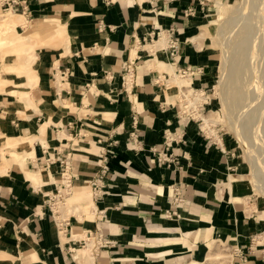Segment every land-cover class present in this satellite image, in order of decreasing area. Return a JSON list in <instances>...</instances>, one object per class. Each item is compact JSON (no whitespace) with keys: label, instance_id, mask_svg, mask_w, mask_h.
Instances as JSON below:
<instances>
[{"label":"crops","instance_id":"0c3cea01","mask_svg":"<svg viewBox=\"0 0 264 264\" xmlns=\"http://www.w3.org/2000/svg\"><path fill=\"white\" fill-rule=\"evenodd\" d=\"M25 5L26 17L0 16L11 18L8 44L17 56L0 76V264H205L226 258L213 250L222 242L234 250L231 264H264V244H254L260 203L234 152L225 137L208 139L183 108L184 89L210 86L205 32H194L205 7ZM163 31L167 43L155 48ZM18 75L26 88L6 89ZM166 152L175 162L159 160ZM65 170L79 185L72 211L94 218H57L52 203ZM94 182L100 196L91 205L84 187L93 191ZM84 241H92L93 257Z\"/></svg>","mask_w":264,"mask_h":264},{"label":"rangeland","instance_id":"374dc122","mask_svg":"<svg viewBox=\"0 0 264 264\" xmlns=\"http://www.w3.org/2000/svg\"><path fill=\"white\" fill-rule=\"evenodd\" d=\"M251 2L252 0H211L205 8L206 14L197 22L194 32L201 30L205 32V38L201 39L202 49L204 53L210 54L213 62L211 61L209 74L210 86L205 93L203 92L205 95L201 101L204 102L202 107L209 106L205 108V112L201 110L197 112L195 118L197 123L202 125L200 128L208 139L226 138L227 145L234 152L236 170L240 177L245 179L251 199L260 203L259 214L262 226L256 234L254 243L258 248L264 244V190H261L262 183L258 181V171H256L254 160L259 155L264 158V145L261 147V143L264 144V59L261 56L260 45L257 43L260 37L264 38V0H258L252 9ZM219 9L222 11L221 14L213 16ZM2 12L4 11L0 9L1 17L11 14ZM249 16L252 19V25L245 27L240 20L243 21ZM8 27L7 24L0 25V76L2 77L9 76L4 71L5 65L15 63L17 60L16 52H13V47L8 44ZM18 29L23 32V29L19 27ZM251 33L254 35L252 51L257 53L254 56L253 66L247 62L242 45L243 40ZM161 39L166 40V34L156 39L154 45H157ZM161 46L164 45L160 44L155 48ZM14 79L6 89L26 88V85L19 84L26 80L25 76L18 75ZM254 84H257V91L256 87L253 89ZM194 90L200 91L201 89L193 84L192 87L184 89V92L191 94ZM201 113L205 116L204 118L211 120V131L204 128L203 120L199 116ZM78 187L77 183L68 195L74 194ZM84 188L89 192L92 200L91 186L88 184ZM81 202L85 205L89 204V200ZM66 203L65 209L71 212L63 213V208H58L61 217L86 213L88 218H94V215L89 217L85 209L78 212L72 211L69 199ZM222 243L214 244L213 250L217 252L216 254H221L226 258L214 259L205 264L232 263L234 250L226 245L228 242ZM86 253L88 254L85 251Z\"/></svg>","mask_w":264,"mask_h":264},{"label":"bare ground","instance_id":"6f19581e","mask_svg":"<svg viewBox=\"0 0 264 264\" xmlns=\"http://www.w3.org/2000/svg\"><path fill=\"white\" fill-rule=\"evenodd\" d=\"M257 1L258 0H252V2H251V4H250V7H251V9L254 7V6H256V4H257ZM2 13H4V14H7V13H11L10 15H12L13 13H18V11H15V10H6V11H4V12H2ZM20 13V12H19ZM22 16H24V17H26L25 16V14L24 13H20ZM251 16V15H250ZM248 17V18H246L245 20H240L241 22H243L244 23V25H245V27H247V26H250V25H252V19H251V17ZM4 24H7L8 26H10L11 24H12V21H11V19H9V17L6 19H3V18H0V25H4ZM164 34H166V40L165 39H161L158 43H157V45H154V47L156 46H158V45H160V44H163V45H165L166 43H167V39H168V33L166 32V31H163L162 33H161V36H163ZM160 36V37H161ZM160 37H158V38H160ZM248 38H246L245 40H243V42H242V45H243V50H244V53H245V55H246V57H247V62L248 63H250L251 64V66H253V64H254V56L257 54V53H253V51H252V47H253V44H254V35H253V33H251L250 35H248L247 36ZM157 38V39H158ZM257 43H258V45H260V48H261V56H262V58L264 59V38H262V37H260L259 39H258V41H257ZM241 45V44H240ZM162 47V46H161ZM162 49V48H161ZM160 49V50H161ZM159 50V51H160ZM257 51H258V53L260 54V51H259V49H257ZM182 75H184V73L182 74ZM181 75V77H183ZM176 79H179V76L176 74ZM254 87H253V89H255V87L257 86V84L255 85H253ZM260 89V88H259ZM256 91H257V87H256ZM184 92V91H183ZM191 92V91H190ZM194 93H186V92H184V96L185 97H187V99H188V102L189 103H194V100L196 101V102H200L202 99H203V92L204 91H193ZM193 94H195V96H194V98H192L190 95H193ZM203 113H201V114H199V116L201 117V119L203 120V124H204V128L205 129H208V130H210L211 131V126L212 125H210V122H211V120H209V119H207V118H204L205 116L204 115H202ZM207 126H206V125ZM262 142V141H261ZM264 144H263V142L261 143V147L263 146ZM264 147V146H263ZM254 164H255V167H256V171H258V181H259V183H262V185H261V190H264V158H262V156L261 155H259L258 157L256 156V158H255V160H254ZM63 190H65V191H67L66 193L63 191ZM70 192H71V189H62V188H59L58 189V191H57V196H56V199L53 201V203H52V205H53V211L55 212V213H57V212H59L60 213V211H58V208H62V207H65V206H67V203H66V201L69 199V197H70V195H68V194H70ZM92 196V195H91ZM92 200H93V198H92ZM95 202H94V200H93V204H94ZM62 206V207H61ZM57 214V218H59L60 217V214ZM83 249H85L88 253H89V255L91 256V257H93V254H92V241L91 242H89Z\"/></svg>","mask_w":264,"mask_h":264},{"label":"built area","instance_id":"2783aa9c","mask_svg":"<svg viewBox=\"0 0 264 264\" xmlns=\"http://www.w3.org/2000/svg\"><path fill=\"white\" fill-rule=\"evenodd\" d=\"M195 1H197L201 6L206 8V7H208L209 2L211 0H195ZM0 9L2 11H6V10H15V11H18V12L20 11V12H22L24 14L27 12V6L25 5V0H0ZM188 11L192 12L193 8L189 9ZM169 43H170V47L173 48V51L175 52L176 48L178 47L177 40H170ZM181 70L184 71V74L188 73V69H181ZM203 95H205V94H203ZM190 96L192 98H194L195 94L190 95ZM201 101H203V100H201ZM201 101L200 102H196L194 100V103H189L187 97L184 98V100H183V108H184L185 113L187 115H189L190 118H195L196 117L195 115L197 114V112H200V110L203 109L202 106H203L204 102H201ZM159 160L160 161H164V162H166L168 164H170L172 162H175L174 157L171 154H168L167 152L166 153H162V154L160 153L159 154ZM72 180H73L72 176H70L68 174L67 170H65V172L63 173V181H62V185H61L60 188H62V189H71V188H73L74 184H73ZM93 186H94L93 187V191H94L93 194H95L97 196L98 195L100 196L99 191H98V188H99L98 183L94 182ZM56 196H57V193H56V195H54L53 201L56 199ZM88 243L86 241H84V245H87Z\"/></svg>","mask_w":264,"mask_h":264}]
</instances>
